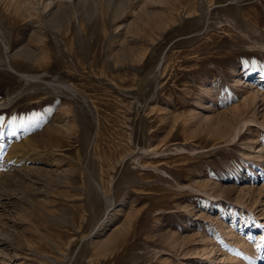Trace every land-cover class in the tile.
Segmentation results:
<instances>
[{
  "label": "rangeland",
  "instance_id": "1",
  "mask_svg": "<svg viewBox=\"0 0 264 264\" xmlns=\"http://www.w3.org/2000/svg\"><path fill=\"white\" fill-rule=\"evenodd\" d=\"M0 264H264V0H0Z\"/></svg>",
  "mask_w": 264,
  "mask_h": 264
}]
</instances>
